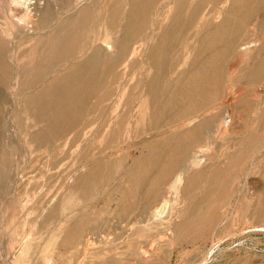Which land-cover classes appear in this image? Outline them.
<instances>
[{"label": "rangeland", "instance_id": "rangeland-1", "mask_svg": "<svg viewBox=\"0 0 264 264\" xmlns=\"http://www.w3.org/2000/svg\"><path fill=\"white\" fill-rule=\"evenodd\" d=\"M16 1L0 0V264H22L27 234L35 264L59 224L51 264H264V0ZM160 192L167 216L140 222ZM79 219L88 243L68 244Z\"/></svg>", "mask_w": 264, "mask_h": 264}, {"label": "bare ground", "instance_id": "bare-ground-1", "mask_svg": "<svg viewBox=\"0 0 264 264\" xmlns=\"http://www.w3.org/2000/svg\"><path fill=\"white\" fill-rule=\"evenodd\" d=\"M9 1H11V0H9ZM17 1H19V0H17ZM16 1V2H17ZM64 1H67V0H64ZM76 1V0H75ZM205 1V0H204ZM225 1V0H224ZM228 1V0H227ZM233 1V0H232ZM63 2V1H62ZM206 2H207V0H206ZM212 2V1H211ZM211 2H210V5H211ZM40 3V2H39ZM209 3V2H208ZM51 4V3H50ZM64 4V3H63ZM218 4V3H217ZM25 5V4H24ZM44 5V4H43ZM69 5V4H68ZM206 5V4H205ZM64 6V5H63ZM66 6V5H65ZM234 6H235V4H234ZM236 6H238L237 4H236ZM210 7V6H209ZM23 8V7H22ZM44 8V7H43ZM230 9H231V7H230ZM229 9V10H230ZM210 10H211V7H210ZM215 10H216V8H215ZM228 10V9H227ZM231 11H233V9H231ZM47 12H49V6H47V7H45L44 8V10H43V16L45 17V19H46V16L48 15L47 14ZM225 12V11H224ZM228 12V11H227ZM244 12H245V10H244ZM247 12V11H246ZM226 13V12H225ZM22 14V13H21ZM228 14H230V12L228 13ZM243 14V13H242ZM11 15H13V13L11 14ZM27 15V14H26ZM244 15H245V13H244ZM18 16V15H17ZM243 16V15H242ZM244 17V16H243ZM207 18L208 17H205V19L204 20H207ZM228 19H229V17H228ZM241 19H243V18H241ZM14 20V19H13ZM243 21V20H242ZM241 21V22H242ZM19 22V21H18ZM239 22V21H238ZM240 22V23H241ZM222 23H224V22H222ZM17 24V23H16ZM242 24V23H241ZM242 25H240V27H241ZM51 27V26H50ZM238 27H239V25H238ZM28 28H29V26H28ZM36 28V27H35ZM29 32V31H28ZM107 35L106 34H104L103 36H102V39L104 40L105 39V37H106ZM94 50H96V51H93L94 53H96L98 50H97V48L96 49H94ZM46 68H47V65H46ZM43 69V68H42ZM45 69V68H44ZM43 69V70H44ZM40 71V70H39ZM42 71V70H41ZM192 79H193V77H192ZM194 80V79H193ZM211 84V83H210ZM208 109V108H207ZM205 110H206V108H205ZM207 111V110H206ZM191 118V117H190ZM192 119V118H191ZM5 121V120H4ZM191 123V122H190ZM5 127V126H4ZM201 128V124L200 123H196L195 125H193L192 126V129L193 130H196V131H199V129ZM6 130V129H5ZM206 144V143H205ZM206 150V149H205ZM203 155V150L202 149H198V150H196L195 152H192L191 153V155H189V157H188V166H195V167H199L200 166V164L202 163V162H204V161H202V158H201V156ZM109 156V155H108ZM152 161V160H151ZM180 165V162H175V161H173V162H170V165H169V168H171V167H173L174 165ZM203 164V163H202ZM183 165H185V164H183ZM206 165V164H205ZM204 165V166H205ZM186 166V165H185ZM202 166V165H201ZM148 168V167H147ZM186 168V167H185ZM145 169V168H144ZM149 169V168H148ZM187 169V168H186ZM191 169V168H190ZM197 169V168H196ZM183 171H186V170H183ZM146 173V172H145ZM183 173H185V172H183ZM71 174V173H70ZM136 174V173H135ZM127 175V174H126ZM133 175V174H132ZM156 175V174H155ZM72 176V175H71ZM128 176V175H127ZM154 176V175H153ZM175 176V179H174V181L173 182H171L172 184H171V190L176 194L177 192H178V189H179V186H180V184L183 182V174L180 172V170H179V173H177L176 175H174ZM130 177V176H129ZM71 179V178H70ZM132 179V178H131ZM156 179V178H155ZM173 179V178H172ZM134 182H131V188L132 189H135V186H137V183H138V181H140V176H136V177H134ZM125 182V179H122L121 180V182H119L117 185H115V187H114V189H117V188H119V187H121V185L123 184ZM139 184V183H138ZM59 190V189H58ZM67 190V189H66ZM180 190V189H179ZM170 191V190H169ZM70 192V191H69ZM68 192V193H69ZM67 194V193H66ZM169 194V193H168ZM69 195V194H68ZM167 195V194H166ZM172 196V195H171ZM158 197V199H159V203L157 204V205H155V206H153V208H150L151 209V211H147L146 213L147 214H149V215H147V217H144V218H142L141 220H140V222H145V224H150L151 225V222L153 221H162V219L165 217V216H167V215H165V209H166V207H167V204H169L170 206H171V203H170V199L169 198H167V196H165L164 195V192H160V194L157 196ZM70 199V198H69ZM157 199V198H156ZM175 199V198H174ZM176 200V199H175ZM172 201V200H171ZM178 201H180L179 199H178ZM177 202V201H176ZM180 203V202H179ZM172 204H174V203H172ZM71 205H73V204H71ZM74 206V205H73ZM180 206V205H179ZM72 207V206H71ZM65 208H68L67 206L66 207H63V210L65 209ZM176 208V207H175ZM46 210V209H45ZM168 210V209H167ZM176 210V209H175ZM67 211H68V209H67ZM173 211V210H172ZM232 211V210H231ZM176 212H177V210H176ZM178 213H180V212H178ZM83 217V216H82ZM46 219V218H45ZM44 219V220H45ZM140 219V218H139ZM167 219V218H166ZM227 219V218H226ZM225 219V220H226ZM138 222V221H137ZM140 222H139V224H140ZM169 222H171V220L170 221H167V220H165L164 221V225H165V223H167L166 225H168L169 224ZM31 223H32V225L35 227L37 224H39L38 223V221L37 220H35V221H31ZM163 222H161V224H162ZM172 223V222H171ZM42 224H44L45 225V227L47 226V225H49L50 223H49V220H48V218H47V220L46 221H43V222H41L40 223V225H42ZM138 224V223H137ZM144 224V225H145ZM153 224V223H152ZM72 225H74V228H75V232H74V235L72 236V237H74L73 238V240H71V241H68L69 243L68 244H74V245H79L80 243H83L84 245H87V243H88V240H84V237H85V235H86V230L88 229V225L85 223V222H83L82 220H76V221H74V223L72 224ZM71 225V226H72ZM93 225V224H92ZM155 225V224H154ZM95 226V225H94ZM160 226V225H159ZM162 226H163V224H162ZM161 226V227H162ZM30 227V226H29ZM92 227V226H91ZM137 227H138V225H137ZM142 227H143V225H142ZM147 228H149L148 226H146ZM152 227H153V225H152ZM135 228V227H134ZM141 228V227H140ZM139 228V229H140ZM163 228V227H162ZM31 230L33 229L32 227L30 228ZM29 229V230H30ZM35 229V228H34ZM33 229V230H34ZM154 229V228H153ZM167 229L168 230H170V228H168V226H167ZM215 229V228H214ZM262 229H264V228H262ZM28 230V231H29ZM31 230H30V232H31ZM41 230V229H40ZM59 230H61V225L59 224V225H57L56 226V228H54V232H53V234L52 235H49V237H48V239L46 240V243L43 245V248H42V250L40 251V253H39V257H38V260L35 262V264H51L50 263V257H49V255H48V253L47 252H49L48 250L49 249H51V248H49L50 247V245H51V242L53 241V239L56 237V235L58 234L57 233V231H59ZM73 230V229H72ZM150 230V229H149ZM256 230V229H255ZM35 231H36V229H35ZM144 231V230H143ZM142 231V232H143ZM148 231V230H147ZM146 231V232H147ZM247 231V230H246ZM137 232V231H136ZM214 232V231H213ZM242 232H244V231H242ZM24 233V232H23ZM35 233V232H34ZM36 233H38V232H36ZM135 233V232H134ZM145 233V232H144ZM143 233V235H145ZM150 233V232H149ZM148 233V234H149ZM72 234V233H71ZM167 234V233H166ZM31 235V234H30ZM24 236V235H23ZM32 236V235H31ZM160 236V235H159ZM158 235H157V237H159ZM72 237H70V238H72ZM161 237H162V235H161ZM164 237V236H163ZM158 238L157 240H153V241H151V243H149V248H147L146 250H145V252H147V250H150V248L151 247H153L154 245H155V243H157V242H161L162 240H165L166 241V239H168V238H166V239H164V238ZM155 238H156V234H155ZM154 238V239H155ZM87 239V238H86ZM219 240V239H218ZM67 242V241H66ZM164 242V241H163ZM169 243V242H168ZM34 242L32 241V239H30V237L28 236V234L27 235H25L22 239H21V241L19 242V245L18 246H16L17 248V250H15L14 252V256H13V261L15 262V263H19V262H21L22 264H32V262L34 261L33 260V257L34 256H32V255H34L33 254V250H32V247L34 248L35 246H34ZM161 244V243H160ZM36 245V244H35ZM163 245H165V244H163ZM85 247V246H84ZM159 247V246H158ZM78 249V248H77ZM141 250H142V248H141ZM149 252V251H148ZM80 253V252H79ZM75 254H78L77 252H75ZM74 254V255H75ZM77 256V255H76ZM78 258H80L79 256H78ZM78 260V259H77ZM80 260V259H79ZM74 261V260H73ZM76 261V260H75ZM133 262V261H132ZM79 263H80V261H79ZM136 263V262H135ZM2 264V263H1ZM70 264H72L71 262H70ZM73 264H75V263H73ZM77 264V263H76ZM81 264V263H80Z\"/></svg>", "mask_w": 264, "mask_h": 264}]
</instances>
